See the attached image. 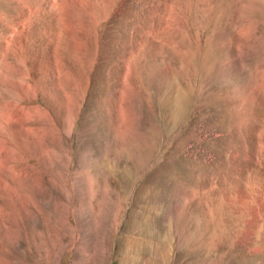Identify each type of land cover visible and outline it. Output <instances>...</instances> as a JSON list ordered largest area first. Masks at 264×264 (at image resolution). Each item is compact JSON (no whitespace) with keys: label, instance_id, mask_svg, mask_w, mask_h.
I'll use <instances>...</instances> for the list:
<instances>
[{"label":"rangeland","instance_id":"obj_1","mask_svg":"<svg viewBox=\"0 0 264 264\" xmlns=\"http://www.w3.org/2000/svg\"><path fill=\"white\" fill-rule=\"evenodd\" d=\"M0 264H264V0H0Z\"/></svg>","mask_w":264,"mask_h":264}]
</instances>
